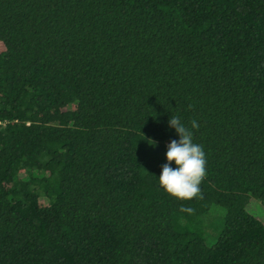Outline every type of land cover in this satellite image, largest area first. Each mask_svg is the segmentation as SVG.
I'll return each instance as SVG.
<instances>
[{"label": "trees", "instance_id": "1", "mask_svg": "<svg viewBox=\"0 0 264 264\" xmlns=\"http://www.w3.org/2000/svg\"><path fill=\"white\" fill-rule=\"evenodd\" d=\"M0 264H264V0H0Z\"/></svg>", "mask_w": 264, "mask_h": 264}, {"label": "clouds", "instance_id": "2", "mask_svg": "<svg viewBox=\"0 0 264 264\" xmlns=\"http://www.w3.org/2000/svg\"><path fill=\"white\" fill-rule=\"evenodd\" d=\"M168 123L179 139L169 143L165 154L167 162L156 179L170 196L178 200H191L200 192L199 186L205 176V153L202 146L194 142L193 130L198 129L199 124L193 119L188 127L178 116H172Z\"/></svg>", "mask_w": 264, "mask_h": 264}, {"label": "rangeland", "instance_id": "3", "mask_svg": "<svg viewBox=\"0 0 264 264\" xmlns=\"http://www.w3.org/2000/svg\"><path fill=\"white\" fill-rule=\"evenodd\" d=\"M251 205L252 206H257V202L254 201V202L251 203ZM256 214H259V213L256 212ZM209 224L210 225H207L205 227L204 236L207 239L208 243H213L215 241L216 237L218 236V233L222 229L223 222L220 219L211 218V220L209 221ZM216 227L218 229H216Z\"/></svg>", "mask_w": 264, "mask_h": 264}]
</instances>
